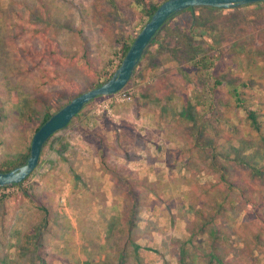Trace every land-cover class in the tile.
I'll return each instance as SVG.
<instances>
[{
    "label": "rangeland",
    "instance_id": "1",
    "mask_svg": "<svg viewBox=\"0 0 264 264\" xmlns=\"http://www.w3.org/2000/svg\"><path fill=\"white\" fill-rule=\"evenodd\" d=\"M209 9L196 7L214 49L209 71L201 73L187 62L204 48L192 49L186 30L191 15L183 11L161 29L123 88L132 92L131 100H122L118 92L94 98L49 138L31 175L2 195L0 264H264V2ZM138 20L130 0H0V163L29 151L34 120L46 108L56 111L66 95L84 92L103 73L114 72L121 39L137 32ZM201 24L193 34L205 30ZM165 57L178 64L164 66ZM186 79L190 91L181 86ZM153 87L155 93H148ZM236 92L256 109L259 131L235 106ZM167 96L171 99L164 102L185 110L179 125L165 120L178 134L168 157L177 180L164 181L158 191L166 204L158 205L163 213L183 215L188 235L176 239L165 231L167 250H146L138 259L109 250L112 244L122 249L120 239L105 238V252L94 239L79 236L78 247L66 235L71 228L63 215L77 197L62 200L63 188H45L50 146L64 134L92 140L98 134L87 130L96 119H116V112L138 100L152 108ZM156 204L143 206L142 215L150 220ZM131 216L128 209L119 225L128 227ZM221 220L240 230V239L253 249L250 255L241 253L243 243L237 250L218 241Z\"/></svg>",
    "mask_w": 264,
    "mask_h": 264
},
{
    "label": "crops",
    "instance_id": "2",
    "mask_svg": "<svg viewBox=\"0 0 264 264\" xmlns=\"http://www.w3.org/2000/svg\"><path fill=\"white\" fill-rule=\"evenodd\" d=\"M170 62L178 64L167 57L163 58L164 66L167 67ZM187 62L192 63V60ZM170 72L168 70L167 74ZM181 86H186L187 91L192 89L187 79ZM151 90L155 93L156 88L149 89L148 93ZM175 97L178 98V94ZM169 99L170 96L161 102L157 99L152 108L146 103L149 101L138 100L120 113L115 111L118 116L116 119H96L93 127L87 130L98 134L94 139L89 140L80 133L74 136L64 134L55 138L56 146L55 142L50 146L45 168L48 174L45 188H63L62 200L65 195L77 197L74 198L71 211L68 209L63 215L67 227L71 228L66 235L73 237L78 247L81 246L79 236L89 241L94 239L105 251V238L120 239L118 242L123 247L122 242L131 235L139 246L140 254L146 250H167L165 231L176 239L188 235L183 215L174 214V211L163 213L162 206L166 201L158 191L164 188L163 183L166 181L177 180L168 157L178 134L176 130L167 128L165 120L173 126L179 125V118L185 108L181 111L179 103L173 104V107L171 103L164 102ZM167 104L173 108L167 107ZM157 107L163 110V116L158 115ZM170 144L172 148H169ZM145 186L157 191L144 190ZM73 190L76 193L72 194ZM142 193L144 196H141ZM148 204L157 205V209L156 205L151 207L153 214L150 220L142 215L146 212L143 206L147 207ZM128 209L130 214H135L130 218V223L132 221L135 225L133 231L128 229L129 224L126 228L119 225ZM149 222H156L157 228H148ZM118 249L117 244L109 246L112 253L118 254ZM119 250L121 252L122 249Z\"/></svg>",
    "mask_w": 264,
    "mask_h": 264
},
{
    "label": "water",
    "instance_id": "3",
    "mask_svg": "<svg viewBox=\"0 0 264 264\" xmlns=\"http://www.w3.org/2000/svg\"><path fill=\"white\" fill-rule=\"evenodd\" d=\"M260 2L264 0H164L139 30L112 75L101 84L73 97L40 125L32 136L25 162L0 172V187L18 185L30 176L38 166L43 147L52 134L65 128L87 103L98 96H108L122 90L133 76L153 39L173 15L189 8L233 9Z\"/></svg>",
    "mask_w": 264,
    "mask_h": 264
},
{
    "label": "trees",
    "instance_id": "4",
    "mask_svg": "<svg viewBox=\"0 0 264 264\" xmlns=\"http://www.w3.org/2000/svg\"><path fill=\"white\" fill-rule=\"evenodd\" d=\"M164 0H130L131 4L134 6V8L137 10L138 15H139V20L138 23L136 25V33L133 34H127V36H125L124 38L121 39V47H120V52H121V56L119 58V63L122 60L123 56L125 55L126 51L128 50L131 42L133 41V39L135 38V36L137 35V33L139 32V30L142 28V26L145 24L146 21L149 20V18L151 17V15L153 14V12L157 9V7L163 2ZM209 10H215V11H223L226 9H218V8H213L210 7ZM185 11H189L190 15H191V24L187 27L186 30H188L187 32L189 33V37L191 39V43H192V49L196 51V48H199L198 46H201L203 44V48L201 49V53L200 55H198V57L196 58V56H191V60H192V65L197 68V70L201 73H205L207 71H209V66L211 67V59L214 58L213 57V48L210 47L209 43L207 42V39L205 37V35L203 33H205V31H207V29L204 28V26L200 23V21L202 19H200V15H197L196 13V8H189ZM181 13V12H180ZM177 13L175 15H173L171 17L170 20H168L165 24L164 27H166V25L168 23H170V21L177 16ZM201 24V29H205L203 31H200V33L198 34H193L192 30L197 26ZM163 27V28H164ZM161 31V30H160ZM160 31L158 32V34L156 35V37L153 39L152 43L150 46H153L155 43L158 42V35L160 34ZM197 36V37H196ZM199 37V38H198ZM196 38H198V40H196ZM194 39V40H193ZM190 43V41L188 42ZM149 49V48H148ZM148 52V50H147ZM146 52V53H147ZM145 56V55H144ZM144 56L142 58H144ZM142 60V59H141ZM119 63L116 65V67L119 65ZM137 68V67H136ZM137 69H135L134 73L136 72ZM113 73V70L111 72H105L101 75L100 80H97V82H91L90 83V88L91 87H95L99 84H101L102 82H104L105 80H107ZM80 94V93H78ZM76 94V95H78ZM74 96H65V100L64 102H68L69 100H71ZM234 97L236 99V107H240L241 109H243L246 118L249 120L251 127L256 130L259 131L260 130V123L258 120V113L256 111V109L254 107H252V104L250 102H247V100H244L238 92H236L234 94ZM92 101V100H91ZM90 101V102H91ZM88 104V103H87ZM86 104V105H87ZM85 105V106H86ZM84 106V107H85ZM83 107V108H84ZM82 111V110H81ZM81 111L79 113L76 114L75 117H77L78 115H80ZM55 111H52L48 108H46L42 113H41V118L38 121L34 120V131H36L40 125L49 118V116L54 113ZM71 122V121H70ZM69 122V123H70ZM69 123L66 125V127L69 125ZM65 127V128H66ZM58 132V131H57ZM55 134V133H54ZM52 134V135H54ZM47 143V142H46ZM29 154V151L27 153H20L17 154L13 157H11L10 159L3 161L0 163V172L3 171H8L12 168H14L15 166H18L22 163L25 162L27 156ZM28 178V177H27ZM26 178V179H27ZM25 179V180H26ZM22 183V182H21ZM20 183V184H21ZM188 183L190 184V181L188 180ZM187 183V184H188ZM20 184H18L20 186ZM150 185V184H149ZM144 190H148V187L145 186ZM4 196H0V200H2ZM233 207V206H232ZM133 209V208H132ZM132 212L134 213L135 210L133 209ZM134 217V214H132ZM205 219V221L207 222V218L206 215L203 217ZM124 219V218H122ZM126 220V218H125ZM134 220V219H133ZM129 221V227L128 229H130L131 231H133L135 228L133 226H135L133 224V222L131 221L130 223V219ZM225 220H221V222L219 223V228L221 230V235L220 238H218V241L220 243L225 242L228 243L232 248H236L237 250L239 248H237L238 243H243V247L240 248L241 253H249V255L252 253L253 249L249 248L248 244L249 241L247 242L244 239H240V230H238V228H233L230 227L231 225H227L225 223ZM150 223V222H149ZM156 223L154 224V228H156ZM244 225V224H243ZM220 232V231H219ZM237 237L238 240H236ZM255 237V236H254ZM189 242V239L187 240ZM123 243V248L120 252V250L118 249V256H133L136 257L137 259L140 257L139 252H138V248L139 246L135 243V238H133V236H129L127 239H125ZM219 243V245H220ZM128 245H131V249H128ZM234 253V251L232 252ZM138 264H140V261H138Z\"/></svg>",
    "mask_w": 264,
    "mask_h": 264
},
{
    "label": "built area",
    "instance_id": "5",
    "mask_svg": "<svg viewBox=\"0 0 264 264\" xmlns=\"http://www.w3.org/2000/svg\"><path fill=\"white\" fill-rule=\"evenodd\" d=\"M124 89L120 90L118 93L121 95L122 100H131L132 98V92L130 91H123ZM14 186V185H12ZM11 188V186H4L0 187V196L4 195L8 192V190Z\"/></svg>",
    "mask_w": 264,
    "mask_h": 264
}]
</instances>
